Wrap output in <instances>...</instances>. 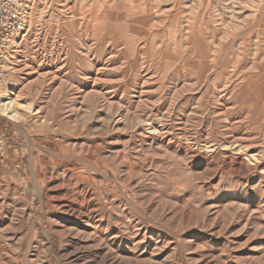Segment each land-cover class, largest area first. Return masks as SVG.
Returning <instances> with one entry per match:
<instances>
[{
    "label": "rangeland",
    "instance_id": "obj_1",
    "mask_svg": "<svg viewBox=\"0 0 264 264\" xmlns=\"http://www.w3.org/2000/svg\"><path fill=\"white\" fill-rule=\"evenodd\" d=\"M7 69L0 264H264V0H31Z\"/></svg>",
    "mask_w": 264,
    "mask_h": 264
},
{
    "label": "built area",
    "instance_id": "obj_2",
    "mask_svg": "<svg viewBox=\"0 0 264 264\" xmlns=\"http://www.w3.org/2000/svg\"><path fill=\"white\" fill-rule=\"evenodd\" d=\"M31 0H0V99L8 76V58Z\"/></svg>",
    "mask_w": 264,
    "mask_h": 264
},
{
    "label": "bare ground",
    "instance_id": "obj_3",
    "mask_svg": "<svg viewBox=\"0 0 264 264\" xmlns=\"http://www.w3.org/2000/svg\"><path fill=\"white\" fill-rule=\"evenodd\" d=\"M40 67V66H39ZM39 72V71H38ZM37 72V73H38ZM42 73V72H41ZM34 74V73H33ZM40 74V73H39ZM51 74V73H50ZM43 75V74H42ZM96 83V82H95ZM2 106H3V109H5V110H9V112H10V117L11 118H15L16 116H15V114H13V107H12V103H11V101H9V102H5V103H3V104H1ZM39 193V192H38ZM92 210V209H91ZM79 212V211H78ZM87 212V211H86ZM80 214V213H79ZM78 214V215H79ZM85 214V213H84ZM83 215V214H82ZM87 216V215H86ZM182 218H184L183 216H182ZM187 221V220H186ZM188 221H189V219H188ZM90 223V222H89ZM185 223V222H184ZM188 223V222H187ZM190 223V222H189ZM199 223V222H198ZM201 223V222H200ZM205 224V223H204ZM190 225V224H189ZM203 227V226H202ZM213 226L211 225V228H212ZM213 230V229H212ZM42 231V230H41ZM40 231V232H41ZM43 232V235L45 236V239L44 240H46V242L49 240V233L46 231V230H43L42 231ZM212 235H213V233H212ZM214 235H216V233L214 234ZM114 240V239H113ZM128 241V240H127ZM105 242V241H104ZM101 243V242H100ZM103 243V242H102ZM106 243V242H105ZM94 244V243H93ZM92 244V245H93ZM128 244V243H127ZM133 244V243H132ZM193 244V243H192ZM95 246V245H94ZM97 246H99V245H97ZM190 246H192V245H190ZM104 247V246H103ZM85 248V247H84ZM105 248V247H104ZM81 249H83V248H81ZM86 249V248H85ZM47 250H52V248L49 246V249H47ZM93 250V249H92ZM95 250V249H94ZM103 250V249H102ZM77 252H78V250H76ZM82 251V250H81ZM86 251H87V249H86ZM85 251V252H86ZM89 251V250H88ZM104 251H106V250H104ZM90 252V251H89ZM99 252V251H98ZM98 252H96L97 254H98ZM114 253H115V251H114ZM198 253V252H197ZM99 254H100V252H99ZM103 254V253H102ZM183 254V253H182ZM181 254V255H182ZM78 253H74V254H70V256H69V260L70 261H74L78 256ZM92 255V254H91ZM123 256H124V254H122ZM178 254L176 253V249L175 250H173V253H172V255H171V258H172V261H171V263L170 264H178V263H176V256H177ZM99 256V255H98ZM208 256H209V254H208ZM97 257V256H96ZM118 258H116V257H114L113 256V253H111V252H106V253H104L103 255H101V257L99 258V257H97L96 259H98L99 258V261L97 260V264H134L133 262H130V261H128V263H126L125 261H123V260H121V259H119V256H117ZM204 257V256H203ZM211 257V256H210ZM79 258V257H78ZM90 258V257H89ZM123 258V257H122ZM197 258V257H196ZM192 259V258H191ZM195 259V258H194ZM207 259V258H206ZM200 260L199 262H193V263H195V264H211L210 262H209V260ZM215 259V258H214ZM95 260V259H94ZM187 260V259H186ZM211 261V260H210ZM216 261H217V259H216ZM130 262V263H129ZM137 263V262H136ZM192 263V262H191ZM220 263V262H219ZM222 263V262H221ZM180 264H185V256L184 255H182L181 256V262H180ZM213 264H218L217 262H214Z\"/></svg>",
    "mask_w": 264,
    "mask_h": 264
}]
</instances>
